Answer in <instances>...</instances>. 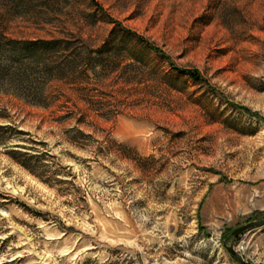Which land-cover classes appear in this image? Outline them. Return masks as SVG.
I'll list each match as a JSON object with an SVG mask.
<instances>
[{
	"label": "rangeland",
	"instance_id": "obj_1",
	"mask_svg": "<svg viewBox=\"0 0 264 264\" xmlns=\"http://www.w3.org/2000/svg\"><path fill=\"white\" fill-rule=\"evenodd\" d=\"M262 219L264 0H0V264H240Z\"/></svg>",
	"mask_w": 264,
	"mask_h": 264
},
{
	"label": "water",
	"instance_id": "obj_2",
	"mask_svg": "<svg viewBox=\"0 0 264 264\" xmlns=\"http://www.w3.org/2000/svg\"><path fill=\"white\" fill-rule=\"evenodd\" d=\"M264 225V219L259 220V221H253V222H249L246 223L236 229H234L232 231V233L230 234L231 236V242L229 243V245H226V240L223 242L224 246L226 247L227 251L232 255V257H234L240 264H249L246 261L243 260V258L234 250L233 245H234V240L235 238L242 234L243 232L250 230L252 228H256V227H260Z\"/></svg>",
	"mask_w": 264,
	"mask_h": 264
},
{
	"label": "trees",
	"instance_id": "obj_3",
	"mask_svg": "<svg viewBox=\"0 0 264 264\" xmlns=\"http://www.w3.org/2000/svg\"><path fill=\"white\" fill-rule=\"evenodd\" d=\"M55 44H48V46H47V48H45V49H53L55 46H54ZM30 50H31V48H24V49H22V51H20V53L18 54V55H15V56H13V57H11V59L10 60H12V62H14V63H18V65L20 64L21 65V61H22V58L24 57V56H28L27 54L28 53H30ZM19 154H22V155H27V153H20L19 152ZM14 160H16L17 161V159H14ZM20 165H22V166H24L25 168H27V165H25L24 163H21V162H19V161H17Z\"/></svg>",
	"mask_w": 264,
	"mask_h": 264
}]
</instances>
